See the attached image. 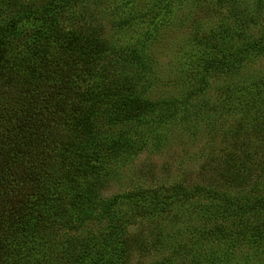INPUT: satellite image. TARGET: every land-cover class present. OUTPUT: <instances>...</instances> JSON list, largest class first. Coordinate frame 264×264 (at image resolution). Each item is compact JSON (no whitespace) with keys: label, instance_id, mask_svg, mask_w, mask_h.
<instances>
[{"label":"rangeland","instance_id":"obj_1","mask_svg":"<svg viewBox=\"0 0 264 264\" xmlns=\"http://www.w3.org/2000/svg\"><path fill=\"white\" fill-rule=\"evenodd\" d=\"M62 3L60 21L109 37L119 99L153 104L104 121L114 151L93 201L115 202L60 226L51 264H264V178L230 187L216 172L240 157L238 124L237 139L264 122V0ZM208 180L222 197L194 192Z\"/></svg>","mask_w":264,"mask_h":264},{"label":"trees","instance_id":"obj_2","mask_svg":"<svg viewBox=\"0 0 264 264\" xmlns=\"http://www.w3.org/2000/svg\"><path fill=\"white\" fill-rule=\"evenodd\" d=\"M62 2L0 0V264H51L65 251L54 245L60 226L110 210L115 197L98 204L92 193L114 151L101 128L153 104L119 99L109 37L99 25L60 21ZM239 126L229 145L240 157L228 153L216 170L230 187L264 178V122L237 139ZM210 180L194 192L222 197Z\"/></svg>","mask_w":264,"mask_h":264}]
</instances>
